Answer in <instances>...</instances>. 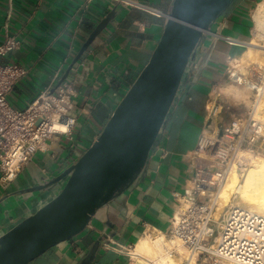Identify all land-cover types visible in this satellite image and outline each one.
<instances>
[{
    "label": "crops",
    "instance_id": "crops-1",
    "mask_svg": "<svg viewBox=\"0 0 264 264\" xmlns=\"http://www.w3.org/2000/svg\"><path fill=\"white\" fill-rule=\"evenodd\" d=\"M129 1L132 4L114 0H0V47L7 38L21 43L17 50L0 57V63L20 65L27 71L8 97L10 106L25 110L58 81L69 80L75 91V145L81 151L88 149L148 64L173 2ZM263 1L235 0L212 26L138 183L92 221L86 236L61 243L30 264H79L110 226L115 236L101 246L92 264H132L130 256L146 230L155 235L168 232L177 201L199 169L201 140H209L228 123L217 99V120L210 118L211 101L229 80L231 63H242L248 52L246 42L253 51L254 13ZM112 12L111 22L74 64L83 45ZM227 39L239 44H230ZM71 145L65 138L52 140L48 151L39 153L17 178V186H31L40 171H47L50 161L58 158L57 172L59 165L65 164ZM4 196L0 188V200ZM12 223L0 220V231Z\"/></svg>",
    "mask_w": 264,
    "mask_h": 264
},
{
    "label": "water",
    "instance_id": "water-1",
    "mask_svg": "<svg viewBox=\"0 0 264 264\" xmlns=\"http://www.w3.org/2000/svg\"><path fill=\"white\" fill-rule=\"evenodd\" d=\"M234 1L173 0L148 64L80 159L59 172L54 169L58 158L52 159L31 186L21 189L16 179L5 190L0 220L13 223L0 231V264H30L61 243L83 238L92 221L138 183L205 37ZM114 15L98 25L74 64ZM110 230L101 232L79 264L95 261L101 246L115 236L113 226Z\"/></svg>",
    "mask_w": 264,
    "mask_h": 264
},
{
    "label": "built area",
    "instance_id": "built-area-1",
    "mask_svg": "<svg viewBox=\"0 0 264 264\" xmlns=\"http://www.w3.org/2000/svg\"><path fill=\"white\" fill-rule=\"evenodd\" d=\"M114 1L131 3L129 0ZM213 36L223 38L220 34ZM227 41L239 44L235 40ZM20 44L7 38L0 47V57L17 50ZM26 74L20 65L0 63V188L4 191L39 153L48 151L49 143L55 138H65L72 143L65 164H60L57 172L74 164L87 150L81 151L75 145L76 119L72 114L75 91L69 80L58 81L25 110L10 106L8 97ZM228 76L231 79L229 72ZM247 83L251 85L248 89L252 101L246 114L233 117L216 141L208 142L203 138L200 142V149L211 151L216 172L207 180L203 178V171L197 170L177 201V209L165 234L166 238L179 240L186 249L184 264H264V217L234 205L227 207L217 221L218 206L212 194L229 168L241 167L244 152L264 157V123L256 116L264 93V76H253L252 80L247 77ZM205 198L208 200L204 201Z\"/></svg>",
    "mask_w": 264,
    "mask_h": 264
},
{
    "label": "bare ground",
    "instance_id": "bare-ground-1",
    "mask_svg": "<svg viewBox=\"0 0 264 264\" xmlns=\"http://www.w3.org/2000/svg\"><path fill=\"white\" fill-rule=\"evenodd\" d=\"M254 19L256 22V33L254 38L257 39L256 41L253 40L251 48L255 49L257 54L254 55L255 58H252V63L255 64L256 67H262L260 66L262 65L260 55L262 56L264 52V1L258 5L254 13ZM245 44L248 47L247 42ZM241 66V62L239 61L231 63L229 72L234 74L233 80H235V82H245L247 87H251V85L247 83V78L243 76L244 72L242 71L243 74H241L242 72L239 73ZM212 105L211 102L210 106L212 107ZM258 112L259 114L261 113L260 116L263 118L262 120H264V93L258 105L257 113ZM210 118L213 119L212 117ZM60 129L63 131L65 130L64 127H60ZM207 138L208 137H205V139ZM199 157L201 156L199 155ZM241 157V167L229 168L219 185L218 192L212 193L214 200L216 194H218V196L222 195L226 182L233 175V182L229 186V189L225 191L224 202L217 203L218 208L215 214V220L217 221L220 219L223 210L229 206H234V203H236L235 206L248 209L264 217V157H256L249 152H244ZM248 163V169L241 170L245 168ZM238 169L240 171H238ZM132 254L134 259L132 264H184L187 259L186 249L179 240L166 238L164 234L155 235L149 232H146L138 241ZM191 264L194 263L192 262Z\"/></svg>",
    "mask_w": 264,
    "mask_h": 264
},
{
    "label": "rangeland",
    "instance_id": "rangeland-1",
    "mask_svg": "<svg viewBox=\"0 0 264 264\" xmlns=\"http://www.w3.org/2000/svg\"><path fill=\"white\" fill-rule=\"evenodd\" d=\"M251 39L254 41H256V39H257V38H254V31H253V34L251 36ZM245 51H246V48L243 49V52H245ZM255 54H257V52H255V49H253V51H252L249 49V46H248V52L245 55L244 59L242 60V63H241L242 66L240 67L241 69L239 70V73H241L242 71L244 72V75H243L244 78L249 77L252 80L253 76H256V78L264 76V69H263L264 68V52L262 54L263 57L260 55V57H261L260 59L262 61V65H260V66H262V67H256L255 64L252 63V58H255V56H254ZM258 63H260V62H258ZM243 72L241 74H243ZM230 74H231V79H234V74H232V73H230ZM231 79L224 81L222 87H219L217 89L216 93L213 95V98H212L213 100L211 101L213 105H212V107H210V111H211L210 115L212 118L215 119V121L217 120L216 111H215L216 99L219 100L218 101L219 105L223 106V110H222L223 116H225V115L228 116V120L226 119L228 122L233 117L236 118V117L244 116L246 114V112L248 111V108L251 106L252 93L248 89L245 82H241V81L235 82V80H231ZM254 79H255V77H254ZM241 83L245 84V86L241 85ZM260 114L258 112V113H256V116L258 119H260L264 123V120H262L263 118L260 116ZM222 130H223V128H219L218 130H216L213 133V136L207 141L208 142L216 141V139H218V137L221 135ZM210 152L211 151L209 149L208 150L205 149L204 151L202 149H200L201 159L198 162L199 168L203 171V178H205L207 180L211 179L212 174L216 172V169H213V156H212V153H210ZM248 166H249V163H248V165H246V167H245L246 169L243 168L241 170H247ZM238 171H240V170L238 169ZM243 174H244V172H243ZM232 182H233V175L226 182L223 194L220 196H218V194L215 195L214 201L216 203L224 202L225 191H226V189H229V186L232 184ZM219 185L220 184H216V187L213 190L214 193L218 192ZM217 197H218V201H217ZM207 200H208V198L204 199V201H207ZM234 205H236V203H234ZM226 210H227V208L224 209L223 212H225Z\"/></svg>",
    "mask_w": 264,
    "mask_h": 264
}]
</instances>
